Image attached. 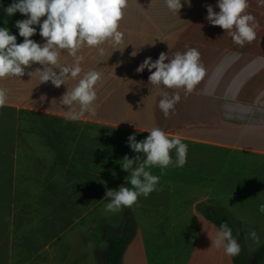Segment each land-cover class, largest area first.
Listing matches in <instances>:
<instances>
[{
	"label": "crops",
	"instance_id": "0c3cea01",
	"mask_svg": "<svg viewBox=\"0 0 264 264\" xmlns=\"http://www.w3.org/2000/svg\"><path fill=\"white\" fill-rule=\"evenodd\" d=\"M181 3L175 14L165 0H128L118 29L123 42L100 45L103 56L82 47L81 74L59 88L27 75L39 64L20 78L0 79L12 93L0 108V264H69L70 249L74 264H99L106 236L123 231L130 240L121 264H237L212 246L219 226L206 208L231 220L245 262L264 245V5L248 0L258 27L256 39L241 47L206 19L207 5L219 12L218 0ZM192 47L206 71L190 94L153 86L147 68L136 71L148 57L165 52L171 59ZM59 62L70 66L74 58L62 50ZM90 70L102 73L96 114L69 120L59 100ZM165 91L181 97L167 118L159 108ZM73 108L79 111L77 103ZM153 127L188 145L186 164L163 174L149 169L160 176L157 190L106 213V191L131 187L124 156L144 158L128 137L139 142ZM171 155L175 160V149ZM69 232V241L55 244Z\"/></svg>",
	"mask_w": 264,
	"mask_h": 264
},
{
	"label": "clouds",
	"instance_id": "9594fccd",
	"mask_svg": "<svg viewBox=\"0 0 264 264\" xmlns=\"http://www.w3.org/2000/svg\"><path fill=\"white\" fill-rule=\"evenodd\" d=\"M190 6V0H188ZM264 5V0H257ZM169 11L178 14L183 7L181 0H165ZM219 12L207 5L206 19L213 26H219L227 32L233 42L241 47L250 44L256 39L255 29L258 23L255 17L247 13L248 0H218L216 5ZM128 7V0H15L10 6L4 8L8 16L17 11L27 18L16 21L15 27L22 43H17V37L11 34L7 27H0V79L6 77H22L26 69L33 64H39L34 71H28L31 78L38 76L40 83L51 82L55 87L66 85L69 78H76L82 72L81 62L84 57L77 53L82 47L99 48V54L104 55V48L100 45L110 42L118 45L123 42L124 34L119 31L120 21L124 10ZM41 17H46L41 23ZM39 25V35L44 38L43 44L31 39ZM66 50L74 58L72 65L61 64V51ZM200 52L192 47L185 52H176L170 59L168 54L161 52L155 61L146 58L136 69L142 73L145 68L151 73L148 81L156 87L183 90L185 95L193 92L195 87L205 76V67L201 63ZM165 61H168L165 63ZM59 69V72L55 71ZM153 69L155 71H153ZM102 80V73L90 70L79 79L75 87L60 98V103L67 106L66 118L77 120L85 112L95 115L93 106L97 99L95 86ZM39 83V84H40ZM159 108L167 118L174 112L175 105L181 97L179 91L170 97L168 92H162ZM8 99L7 89L0 88V108L4 107ZM74 103L79 105V111L73 108ZM149 135L139 142L136 136L128 137V146L135 153H142L134 158L127 155L122 159L121 167L130 173L126 177V184L118 190H107L105 198L109 202L105 205L106 213H118L124 207L131 208L137 204L142 195L145 198L157 190L160 176L153 175L149 170L159 167L161 174L169 166L183 167L187 162L188 145L180 137L170 138L159 127L148 131ZM175 149L176 158L173 160L171 151ZM259 211L264 213V203L259 205ZM250 237L259 243L255 231L249 233ZM211 238L212 246L223 249L225 255L235 257L239 255L241 246L232 234L228 224L221 223Z\"/></svg>",
	"mask_w": 264,
	"mask_h": 264
},
{
	"label": "trees",
	"instance_id": "16d2710c",
	"mask_svg": "<svg viewBox=\"0 0 264 264\" xmlns=\"http://www.w3.org/2000/svg\"><path fill=\"white\" fill-rule=\"evenodd\" d=\"M26 18L27 17H25V19ZM13 35L17 37V43L23 42V38L19 36L18 29L13 33ZM203 213L208 220L215 223L217 226H220L221 223L226 222L228 226L232 229L233 236L236 238L233 233L232 222L226 215L208 208H206ZM129 240L130 233L127 231H123L120 236H113L111 234H108L106 236L107 248L101 253V261L99 264H121L123 251ZM262 260H264V245L260 246L253 253L251 259L247 262L242 259L241 252L239 253V255L236 256L237 264H260Z\"/></svg>",
	"mask_w": 264,
	"mask_h": 264
},
{
	"label": "rangeland",
	"instance_id": "374dc122",
	"mask_svg": "<svg viewBox=\"0 0 264 264\" xmlns=\"http://www.w3.org/2000/svg\"><path fill=\"white\" fill-rule=\"evenodd\" d=\"M13 2H15V0H0V27H7L10 30L11 34H13L17 30V28L15 27L16 21L22 20V16H23V14H21L19 11H17L12 16H8L4 12V8L10 6ZM44 19H46V17H41V23L43 22ZM33 27H35L37 29V31H36V34L31 37V39L34 40L35 42L38 39H40L39 43H42L43 38H41V36L39 35V25H34ZM5 80L8 81L7 78H5ZM7 81H5V82L7 83ZM11 94L12 93H8V95H11ZM71 233L70 232L66 233V234L65 233H59L58 237L56 238L55 244H60V242L64 243V242L69 241V235ZM56 234H58V233H56ZM42 251H43V253H45L43 249H42ZM46 254H47V252H46ZM72 256L76 257L75 250L70 249L69 254H68L69 264L75 263L73 261Z\"/></svg>",
	"mask_w": 264,
	"mask_h": 264
}]
</instances>
